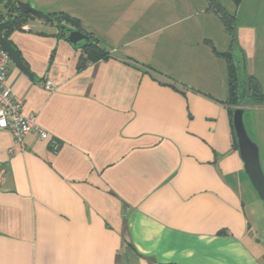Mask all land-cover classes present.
<instances>
[{"label": "crops", "instance_id": "obj_1", "mask_svg": "<svg viewBox=\"0 0 264 264\" xmlns=\"http://www.w3.org/2000/svg\"><path fill=\"white\" fill-rule=\"evenodd\" d=\"M63 1L37 9L79 19L109 56L79 68L81 50L37 19L10 32L36 79L9 61L5 86L50 136L0 130V264H264V210L225 104L231 61L218 49L231 47H121L134 27L117 23L145 18L154 33L180 13L89 0L87 17ZM244 51L264 96V55ZM243 116L264 169V103Z\"/></svg>", "mask_w": 264, "mask_h": 264}, {"label": "rangeland", "instance_id": "obj_2", "mask_svg": "<svg viewBox=\"0 0 264 264\" xmlns=\"http://www.w3.org/2000/svg\"><path fill=\"white\" fill-rule=\"evenodd\" d=\"M31 1L38 8L37 0ZM167 1L170 3L164 6V11L167 9L172 14L180 13L178 19L170 18L167 21V26L154 33L151 31L153 27L145 18L138 17L135 25L129 21L117 23L114 28H117L118 31L121 30V32L131 30L134 27L128 36H124L125 33H121L122 36L119 34L120 37L117 38L120 46L148 47L160 42L169 44L173 42L180 47H231L229 50H232L236 43L243 51L246 50L248 53L252 50L255 51L253 57L250 54L248 58L250 63L259 61V56L264 55L262 52L264 50V0H241L238 5H235L232 0ZM63 2L64 4H71L70 7L73 8L72 0H64ZM215 4H219L222 12L233 16L234 19L231 22L233 31L224 29L221 19L212 9ZM4 5L5 0H0V11L4 10ZM89 5V0L84 5L77 4L74 0L73 10H79L89 17L91 16ZM110 8L116 9L117 7ZM114 31L108 32L114 33ZM193 33L195 34L192 35ZM218 50L221 51L222 49ZM243 122L250 138L255 142L248 128L247 116H243ZM261 205L264 210L263 204Z\"/></svg>", "mask_w": 264, "mask_h": 264}, {"label": "water", "instance_id": "obj_3", "mask_svg": "<svg viewBox=\"0 0 264 264\" xmlns=\"http://www.w3.org/2000/svg\"><path fill=\"white\" fill-rule=\"evenodd\" d=\"M8 1V0H5ZM17 10L30 15L32 18L43 22L52 21V17L44 10L37 9L30 1H17ZM15 24L14 8H4L0 11V47L8 54L12 61L31 80L36 76L24 63L18 51L13 47L11 41L3 33ZM57 32L64 33L63 39L74 49H82L86 42L91 43L90 36L79 29L70 27L64 23L55 25ZM221 55L230 59L235 67L237 80V102L241 104L247 95V66L246 57L241 47L235 43L232 50L220 51ZM244 108L237 106L232 113L231 124L236 138L237 150L242 163V168L259 200L264 205V171L260 159L258 145L250 138L243 122Z\"/></svg>", "mask_w": 264, "mask_h": 264}, {"label": "trees", "instance_id": "obj_4", "mask_svg": "<svg viewBox=\"0 0 264 264\" xmlns=\"http://www.w3.org/2000/svg\"><path fill=\"white\" fill-rule=\"evenodd\" d=\"M232 1L235 5H238L241 0H232ZM212 2L213 1H211V3ZM212 4L214 5V3H212ZM5 7L9 10H10V8H14V15H15V24L10 29L4 31V33H3V35L8 39L10 32H12L15 29H18V30L21 29V26L29 18H32V17L30 15L21 13L20 11L17 10L16 0L5 1L4 8ZM212 9L215 11V13L221 19V22L223 23L224 29L226 31H233L232 25H231V22H233V19H234L233 16L228 15L226 12H222L219 4L218 5L215 4V7ZM49 14L53 20L49 21L48 23H52L54 25L64 23L70 27L79 29L82 32H84L90 36L92 42L91 43L86 42L85 47L80 49L81 50V56H80V60H79V64H78L79 68L83 67L85 65V63H87V62H95L97 60L107 58L109 56V52L106 51L101 46H99L97 38H95L91 33L83 31V29L81 28L79 19L72 17V16H70L64 12H55V13H49ZM32 19H34V18H32ZM57 34H58V36H60L62 38L64 37V33H62L61 31H58ZM11 44L13 45L12 42H11ZM13 47L16 49V47L14 45H13ZM18 53H19V51H18ZM19 55H20V53H19ZM228 61H231V60L229 59ZM24 63H25V61H24ZM27 67H28V65H27ZM263 103H264V96H263V92L261 90L260 84L257 81H255V80H253L247 76V95H246L245 99L243 100V102L241 104H238V102H237L236 73H235V67L231 61L229 64L228 97L225 100V104L227 105L229 115L232 117L233 110L237 106H242L244 108V106H248V105L256 106V105H262ZM234 145L237 148L235 136H234Z\"/></svg>", "mask_w": 264, "mask_h": 264}, {"label": "built area", "instance_id": "obj_5", "mask_svg": "<svg viewBox=\"0 0 264 264\" xmlns=\"http://www.w3.org/2000/svg\"><path fill=\"white\" fill-rule=\"evenodd\" d=\"M9 61L8 54L0 47V130L9 131L16 143H21L24 136L31 131H34L39 139H48L50 135L38 125L36 115L24 114L21 100L5 86ZM42 86L48 91L55 89L53 82L48 79L42 82ZM59 144L54 140L53 150L56 151ZM3 177L4 169L0 167V183Z\"/></svg>", "mask_w": 264, "mask_h": 264}]
</instances>
